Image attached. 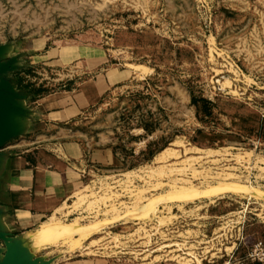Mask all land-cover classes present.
<instances>
[{
  "label": "rangeland",
  "instance_id": "obj_1",
  "mask_svg": "<svg viewBox=\"0 0 264 264\" xmlns=\"http://www.w3.org/2000/svg\"><path fill=\"white\" fill-rule=\"evenodd\" d=\"M0 67L18 91L7 114L25 124L38 95L102 89L78 117L10 138L36 142L43 158L78 152L64 157L83 185L52 214L92 229L68 252L19 251L24 263L264 264V197L234 184L264 192V0H0ZM99 151L108 162L91 158ZM173 179L204 194L126 214ZM101 198L100 212L77 207ZM112 205L123 212L105 216Z\"/></svg>",
  "mask_w": 264,
  "mask_h": 264
},
{
  "label": "crops",
  "instance_id": "obj_2",
  "mask_svg": "<svg viewBox=\"0 0 264 264\" xmlns=\"http://www.w3.org/2000/svg\"><path fill=\"white\" fill-rule=\"evenodd\" d=\"M101 93V85L94 83L38 95L31 102L33 121L24 123L18 135L35 134L44 126L78 117ZM7 133L16 134L14 125L8 127ZM35 143L28 139L7 140L0 146V231L7 235L16 236L34 228L64 201H70L74 191L83 185L84 174L76 168L78 164L74 166L64 157H78L77 151L60 145L61 157L51 154L43 158ZM91 158L104 163L110 155L99 151Z\"/></svg>",
  "mask_w": 264,
  "mask_h": 264
},
{
  "label": "bare ground",
  "instance_id": "obj_3",
  "mask_svg": "<svg viewBox=\"0 0 264 264\" xmlns=\"http://www.w3.org/2000/svg\"><path fill=\"white\" fill-rule=\"evenodd\" d=\"M164 168L166 167L163 166L156 170H152V172L150 173L151 174L156 173L159 176L163 175L166 173ZM132 172L129 171L127 176L129 177L132 174ZM127 180H129V178ZM171 182L172 183L170 185V189L168 190V192L164 194L160 192V194H158L157 196L151 195V197L145 199L147 200V203H144L142 201L145 198V196H140V197L135 198L134 199L135 201L132 203L131 206L129 205L125 206V211H127L126 214L131 215V216L132 215L133 216L134 215L147 216L150 211L151 212L156 211L157 205L160 201L164 202V200L166 201V199L168 198H173V200L180 199V198H183L184 200L185 198H187L186 199L187 201L188 198L191 199V198H194V196L196 197V195L198 194L199 195L204 194L203 191L199 190L195 185H193L192 182H187V183L186 182H176L174 179L171 180ZM131 183L132 182H130V184ZM234 184L237 185L240 190L244 191L245 193L246 192L249 193V195L264 197V192L258 186H254L252 184H247V183H240V181L239 183L237 181ZM160 186H162V183L159 181L158 183L154 185L155 188L160 187ZM211 191H213L211 190V188L209 190H204V192H207V193H210ZM102 200L103 198L98 199V200L94 199L90 201L87 206L81 205L77 207L79 209L81 208V210L83 211L85 209V210H89L90 212L91 210L93 211L94 208H99L98 212H100V205H101L100 203L102 202ZM73 205H74L73 202L70 204L64 203L61 205V208L64 210V209L70 208ZM122 212H123L122 209L118 208L117 206L112 205L110 209L105 210V216L120 215ZM83 217H84L83 215H77V217L73 218L72 220L65 221L61 219L60 217H57L56 215L52 214L47 219L43 220L41 223L35 226L34 228L29 229L27 231L25 230L23 233L16 235L13 238H9L10 240H12V245L11 247L8 248L7 251L14 252L20 264H50L49 261L45 259L44 255H40V257L38 258L30 260L27 263L26 262L24 263L19 255V251L24 250L25 252H27L28 256L31 257L36 252L39 253V251L41 250L40 248L45 245L59 244L60 242H62L64 243V247H65L64 249H62L63 252H66L67 250H70L71 248H75L78 245L80 246L82 239L83 238L85 239V237H87V235L92 231V229H90L89 227L87 228L82 221L79 222V220L82 219ZM28 248H30V250ZM26 260H27V257H26Z\"/></svg>",
  "mask_w": 264,
  "mask_h": 264
},
{
  "label": "water",
  "instance_id": "obj_4",
  "mask_svg": "<svg viewBox=\"0 0 264 264\" xmlns=\"http://www.w3.org/2000/svg\"><path fill=\"white\" fill-rule=\"evenodd\" d=\"M2 68L0 67V74L2 73ZM11 86V84L9 83ZM15 89V86H11ZM18 93V91H11L4 80L0 81V146L3 145L11 137L16 136L22 130L24 125V119L18 117L16 114L8 115L7 111L9 108L13 107V100L11 96ZM16 128V134L10 136L8 135V127L13 126ZM6 237L13 238L15 236L7 235L5 232L0 231V241L4 242L8 247V242ZM7 247L3 248V253L0 256V264H20L19 260L15 256L14 252L7 251Z\"/></svg>",
  "mask_w": 264,
  "mask_h": 264
}]
</instances>
